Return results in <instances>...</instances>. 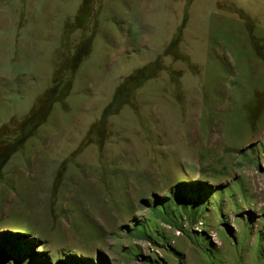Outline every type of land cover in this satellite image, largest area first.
<instances>
[{
  "label": "rangeland",
  "instance_id": "rangeland-1",
  "mask_svg": "<svg viewBox=\"0 0 264 264\" xmlns=\"http://www.w3.org/2000/svg\"><path fill=\"white\" fill-rule=\"evenodd\" d=\"M196 185L186 233L154 219ZM12 234L47 264H264V0H0Z\"/></svg>",
  "mask_w": 264,
  "mask_h": 264
},
{
  "label": "trees",
  "instance_id": "trees-1",
  "mask_svg": "<svg viewBox=\"0 0 264 264\" xmlns=\"http://www.w3.org/2000/svg\"><path fill=\"white\" fill-rule=\"evenodd\" d=\"M25 121L27 122V124L25 125L31 123L29 118ZM28 126L30 127V125ZM29 130L30 131L25 133L26 137H29L31 134H33L32 128H30ZM201 189L204 191H209L204 186L196 185L190 187L189 189H183L180 192L181 195H185V198L180 196L177 197L174 201H170V202H165L163 201L164 200L163 199L162 201H160L161 203L159 205L161 206L162 210L157 211V209L156 210L154 209L152 216L154 217V219H159L160 221L169 224L172 227L177 228V230L186 233L184 227L185 219L190 222L197 223L198 219L203 213L202 208L200 207L201 200L198 198V196L199 197L201 196V193H199L201 192ZM197 193H199V195H197ZM194 196L196 197V199H194ZM156 206L158 205H155V207ZM21 237L23 236L14 235V234L9 236L6 235L0 236V264H4L7 257L10 255H14L15 260L16 257L18 256H26V259L29 258L30 264H47L46 262H43L40 258L36 256L34 247H32L27 240ZM147 259L150 258L148 257ZM58 264H73V263H69L68 261L62 260L59 261Z\"/></svg>",
  "mask_w": 264,
  "mask_h": 264
}]
</instances>
